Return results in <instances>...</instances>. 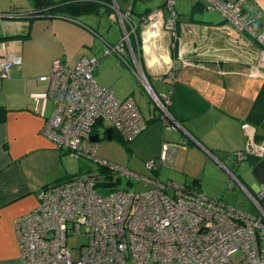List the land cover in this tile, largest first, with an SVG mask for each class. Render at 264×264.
Here are the masks:
<instances>
[{
	"label": "crops",
	"instance_id": "obj_1",
	"mask_svg": "<svg viewBox=\"0 0 264 264\" xmlns=\"http://www.w3.org/2000/svg\"><path fill=\"white\" fill-rule=\"evenodd\" d=\"M32 1L0 0V12L27 8ZM171 1L170 10L167 0H113L121 12L77 20L29 22L0 16V62L10 54L15 57L9 74L0 77V264H23L15 225L37 207L40 189L86 166L80 167L78 160L77 170L71 172L67 158L73 157L42 133L54 105L47 84L38 78L49 73L54 59L69 67L81 58L95 59L96 83L121 99L134 100L146 126L131 141V148L146 161L159 160L146 178L162 181L161 176L167 175L171 180V171L184 169L182 159L189 168L191 159L208 157L227 170L223 163L230 160L229 153L249 144L264 145L253 141L254 128L246 119L264 83V44L238 30L208 0ZM243 8L253 21V31L264 33V0H246ZM171 15L174 26L168 30L165 23ZM128 34L131 39L119 53L110 50L109 44ZM136 61L153 91L170 94L167 108L187 134L167 129L158 117L134 72ZM169 71L173 80L166 76ZM108 74L114 77L112 82H107ZM143 90L149 96L145 101ZM107 129L102 123L91 137L98 141L100 130L106 137ZM114 136L118 137L111 132ZM147 184L151 188V182ZM197 184L205 193L200 181Z\"/></svg>",
	"mask_w": 264,
	"mask_h": 264
},
{
	"label": "built area",
	"instance_id": "obj_2",
	"mask_svg": "<svg viewBox=\"0 0 264 264\" xmlns=\"http://www.w3.org/2000/svg\"><path fill=\"white\" fill-rule=\"evenodd\" d=\"M208 1L240 31L250 32L264 44V33L253 31V21L243 11L246 0ZM166 5L172 9L171 0ZM165 25L172 29V15ZM123 39L124 35L114 51L122 50ZM14 62L12 54L0 62V77L9 74ZM95 65V59L82 58L69 68L57 58L49 73L38 78L47 84L54 105L42 133L73 158L88 160L111 174L149 181L152 186L136 193L102 190L97 183L102 172L91 170L48 183L38 193L37 207L15 225L23 264H264V185L255 188V194L246 190L258 210L253 214L185 183L149 179L96 156L98 142L91 136L98 125L107 121V127L127 142L142 132L146 122L132 98L121 99L96 83ZM136 76L160 107L165 127H181L167 108L170 94L153 91L142 70ZM166 76L173 80V71ZM246 152L262 158L264 145L249 144L230 156L239 162ZM158 164L159 160H151L146 168L154 171ZM74 233L87 236L80 252H75L76 259L68 247ZM236 252L243 254L235 263L230 257Z\"/></svg>",
	"mask_w": 264,
	"mask_h": 264
},
{
	"label": "rangeland",
	"instance_id": "obj_3",
	"mask_svg": "<svg viewBox=\"0 0 264 264\" xmlns=\"http://www.w3.org/2000/svg\"><path fill=\"white\" fill-rule=\"evenodd\" d=\"M113 9L116 12H119L121 10L115 3L113 4ZM124 36L125 39H123V43L126 44L130 41L131 36L129 34ZM140 67L141 66L136 61V64L134 65V72L138 73V70L140 72L142 70V73H144L142 68L140 70ZM116 75H119V70L118 72H116ZM112 77L113 76L111 74H108L106 78L107 82H112ZM140 84L142 83L140 82ZM143 87L147 91L145 85ZM119 88L121 89V91L125 92L123 86H120ZM143 93L144 94H142V96L144 97L143 100L145 101V98L149 96L144 90ZM154 106L159 112L158 117H160V107L155 103ZM105 125L107 127L109 126V123L106 121ZM99 127L102 128L101 126ZM96 156L109 164L117 165L124 169H130L140 176H152V171L146 168V162H148V160L146 161L141 156L135 154V151L131 148V142L126 143L116 136L108 140L105 136H103L101 130L96 150ZM263 158L264 156L262 157V159ZM67 159L71 168L70 171L75 172L78 167V159ZM82 162L86 164L89 170L94 172L98 171V167L94 163L83 160ZM182 163L184 166L183 170L181 169L178 171L170 172L171 180H178L176 181L178 183L185 182L186 180L188 183H191L194 177H198L202 185V189L208 196L212 198H220L238 210L253 214L258 213L257 207L246 192V190H248L252 194H255L256 189L254 188V185L257 184L255 176L253 174L252 166L250 165L249 161H243L241 163H235L231 160L225 161L223 164L228 168V170H230L231 174L228 173L227 170L222 169L216 162H214V160L208 157H206L204 160L198 158L191 159L189 161V168H187L185 165V163L188 164L187 160L183 161L182 159ZM87 167H83V169L85 170ZM164 167L168 168L167 164H164ZM165 168H163V171L167 172ZM234 176L241 183L235 180ZM161 179L162 181L170 180L167 178V175H162ZM97 183L99 186L103 187L102 190H104L105 188H115L119 190H127L132 193L147 190V188H149L150 186L145 180H141L135 177L128 179L125 174L119 173H113L108 176L104 173H101L97 176ZM167 192L169 194L173 193L170 188H168ZM86 241L87 236L84 234L74 233L69 236L68 247L73 252V259H76L77 257L75 252H80V246ZM83 249L85 251L87 250V248L85 247ZM242 254V252H236L231 255L230 258L236 263L242 258ZM149 264H153L152 261H150Z\"/></svg>",
	"mask_w": 264,
	"mask_h": 264
},
{
	"label": "trees",
	"instance_id": "obj_4",
	"mask_svg": "<svg viewBox=\"0 0 264 264\" xmlns=\"http://www.w3.org/2000/svg\"><path fill=\"white\" fill-rule=\"evenodd\" d=\"M115 1L118 3V0ZM225 1H234V0H225ZM113 4H114L113 0H33L32 5L27 8L21 9L20 7H14L11 10L0 12V14L3 16L2 18L26 19L29 22L33 21L34 19H44V18L51 19L58 17L68 20H77L81 16H86V15H96L97 17H104L106 15L108 16V14L114 12ZM120 41L121 39L114 44H109L110 50L114 51L113 50L114 46L120 43ZM116 52L119 53V51ZM74 67H69V68H74ZM246 119L247 122L254 128L253 141L256 143L264 144V83L262 84L257 96L255 97L252 106L247 114ZM131 141H127L126 143H130ZM236 152L237 151H233L228 155H232L233 153ZM258 159L259 158H257L256 156L250 155L249 157H247L246 160H249L251 163H255L258 161ZM78 160H80L79 161L80 167H82V164L85 165V163L82 162L81 160L88 161L82 158ZM154 160L157 161L158 158ZM87 170H89L88 167L85 170L82 169V171H87ZM97 170L104 173L107 176L111 175V173L105 169H101L98 167ZM198 182L199 181L197 178H193L192 183H190L188 187L198 189L199 188L197 184ZM111 189H115V188H111Z\"/></svg>",
	"mask_w": 264,
	"mask_h": 264
},
{
	"label": "water",
	"instance_id": "obj_5",
	"mask_svg": "<svg viewBox=\"0 0 264 264\" xmlns=\"http://www.w3.org/2000/svg\"><path fill=\"white\" fill-rule=\"evenodd\" d=\"M0 16H2L0 14ZM3 17V16H2ZM174 131H182L186 133V130H184L182 127L177 128ZM111 132L112 128H108L106 130V138L109 140L111 139ZM187 134V133H186ZM193 139V137H191ZM93 141H97V136L91 138ZM199 144V143H197ZM201 146V144H199ZM253 174L255 176L257 185H264V158H259L257 162L252 165Z\"/></svg>",
	"mask_w": 264,
	"mask_h": 264
},
{
	"label": "flooded vegetation",
	"instance_id": "obj_6",
	"mask_svg": "<svg viewBox=\"0 0 264 264\" xmlns=\"http://www.w3.org/2000/svg\"><path fill=\"white\" fill-rule=\"evenodd\" d=\"M181 124V123H180ZM181 127H182V125H181ZM98 142V141H97ZM245 150V149H244ZM250 155H254V156H256V154H254V153H252V152H246L245 153V158H244V160L243 161H245L246 159H247V157H249ZM256 157H258V156H256ZM259 158V157H258ZM229 159L231 160V161H233V162H235V163H240V162H243V161H236V160H234L231 156H229ZM225 166V165H224ZM228 170V169H227ZM228 171H230V170H228ZM230 174H231V172H230ZM233 176V175H232ZM235 177V176H234ZM262 185H255V187L256 188H258V187H261Z\"/></svg>",
	"mask_w": 264,
	"mask_h": 264
}]
</instances>
